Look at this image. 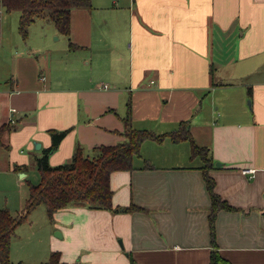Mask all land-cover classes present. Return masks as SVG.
Masks as SVG:
<instances>
[{
  "label": "crops",
  "instance_id": "crops-1",
  "mask_svg": "<svg viewBox=\"0 0 264 264\" xmlns=\"http://www.w3.org/2000/svg\"><path fill=\"white\" fill-rule=\"evenodd\" d=\"M55 29L65 48L44 34L0 81V171L15 186L40 182L29 171L52 145L50 130L70 129L52 166L78 146L91 154L124 142L129 101L131 126L162 137L142 143L136 169L111 174L120 212L77 204L54 215L49 258L209 264L217 250L230 264H264V0H92L72 11L69 36ZM187 122L210 150L215 192L233 208L218 211L214 237L204 163L191 159V144L177 155L184 141L170 138Z\"/></svg>",
  "mask_w": 264,
  "mask_h": 264
},
{
  "label": "trees",
  "instance_id": "trees-1",
  "mask_svg": "<svg viewBox=\"0 0 264 264\" xmlns=\"http://www.w3.org/2000/svg\"><path fill=\"white\" fill-rule=\"evenodd\" d=\"M92 0H0V9L19 13V32L23 39L29 36L30 27L37 21L51 22L57 30L69 36L71 34V16L75 9H91ZM1 42V16H0ZM131 102H128L125 118L126 139L112 146L100 145L91 154H86L78 146L69 162L52 166L49 157L58 149L60 143L69 133L66 130H50L52 145L44 150L43 156L37 159V168L41 179L37 184H29V194L25 203L23 215L16 216L8 208L0 209V264H12L10 260L11 242L18 225L22 224L28 213L36 206L44 204L49 218L62 209L74 205H83L89 209H105L120 212L121 208L114 206L113 190L110 177L116 171H131L136 169L134 160L140 156V147L146 140L159 141L161 135L148 130L135 129L130 124ZM8 126H2L0 143ZM175 142L189 141L192 145L191 159L200 158L204 165V179L212 199L210 224L213 237L215 235V218L220 210L233 208L215 192V181L209 175L213 160L210 150L198 146L191 134L189 124L182 123L181 130L172 134ZM147 166V165H146ZM149 167V166H148ZM133 205L124 207V212L139 210ZM230 264L222 258L217 250H213L209 264ZM22 264V263H19ZM42 264H77L62 261L60 252H52L47 262ZM131 264H137L134 260Z\"/></svg>",
  "mask_w": 264,
  "mask_h": 264
},
{
  "label": "rangeland",
  "instance_id": "rangeland-1",
  "mask_svg": "<svg viewBox=\"0 0 264 264\" xmlns=\"http://www.w3.org/2000/svg\"><path fill=\"white\" fill-rule=\"evenodd\" d=\"M1 25H2V43L0 46V81L7 80L11 77L10 66L15 58L22 53H27L30 49L33 50V54H36V48H41L44 42V34L48 35L47 42L54 44L55 46L64 45L66 47V39L62 37L60 40L58 34H52L55 31V26L51 22L43 20L38 21L32 25L29 29V36L25 40L19 32V13H8L2 10ZM55 67V66H54ZM56 74H60L61 66H56ZM40 72H43L40 70ZM68 74V73H67ZM1 131V130H0ZM171 141L173 137L171 136ZM170 141V140H169ZM170 141V142H171ZM181 142V141H180ZM167 143V142H166ZM190 147L189 141L181 142L177 148V155L184 157V152ZM1 153L7 156L6 152ZM1 155V154H0ZM4 156V157H5ZM3 159L0 156V161ZM4 163V161L2 162ZM33 163V162H32ZM35 169H31L29 180L38 182L40 181V175L37 171V166L34 163ZM5 171H0V209L8 207L14 213L19 216V210L21 205L27 200L29 193V186L27 181L15 186L14 182L6 177ZM25 212H22L23 215ZM53 221L47 214V209L44 204H40L32 209L24 220V222L17 228L16 236L14 235L11 242L10 260L12 264H42L49 260V235L53 231ZM48 255V256H47Z\"/></svg>",
  "mask_w": 264,
  "mask_h": 264
},
{
  "label": "built area",
  "instance_id": "built-area-1",
  "mask_svg": "<svg viewBox=\"0 0 264 264\" xmlns=\"http://www.w3.org/2000/svg\"><path fill=\"white\" fill-rule=\"evenodd\" d=\"M2 13H3V12H2V9H0V16H1ZM104 87L107 88L108 86H107V85H104ZM13 111H15V110H13ZM244 173H245V174H253V173H254V170H251V169H249V170H244Z\"/></svg>",
  "mask_w": 264,
  "mask_h": 264
},
{
  "label": "water",
  "instance_id": "water-1",
  "mask_svg": "<svg viewBox=\"0 0 264 264\" xmlns=\"http://www.w3.org/2000/svg\"><path fill=\"white\" fill-rule=\"evenodd\" d=\"M34 144H35V147H36L37 149L40 148V144H39L38 142H35Z\"/></svg>",
  "mask_w": 264,
  "mask_h": 264
}]
</instances>
